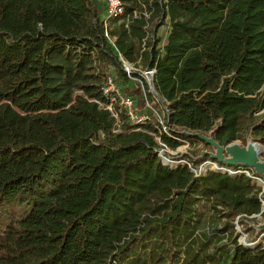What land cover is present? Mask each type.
I'll use <instances>...</instances> for the list:
<instances>
[{
    "label": "trees",
    "instance_id": "1",
    "mask_svg": "<svg viewBox=\"0 0 264 264\" xmlns=\"http://www.w3.org/2000/svg\"><path fill=\"white\" fill-rule=\"evenodd\" d=\"M121 1L109 21L99 0H0V264H264L234 224L264 216L262 188L156 140L264 145V0ZM108 76L145 123L105 109Z\"/></svg>",
    "mask_w": 264,
    "mask_h": 264
},
{
    "label": "built area",
    "instance_id": "2",
    "mask_svg": "<svg viewBox=\"0 0 264 264\" xmlns=\"http://www.w3.org/2000/svg\"><path fill=\"white\" fill-rule=\"evenodd\" d=\"M99 1L106 6V14H107L106 20L111 21L114 19H119L123 15H125L124 14L125 13L124 4L121 0H99ZM106 27H107V25H106ZM106 37L109 39V41L111 43L114 42V40L111 39L107 33H106ZM120 59L123 62L124 69L126 70L128 75H130L131 74L130 70H128L125 67V65L128 62H125L121 56H120ZM154 73H155L154 70H149L148 74L153 76ZM114 80L115 79H113L111 76H108L106 79V88L104 90V94L108 95L109 93H113V96L110 100V103L106 105L105 109L110 111L115 118H118L119 112L125 111V114L127 116H129V118L133 122L145 123L148 120V118L145 116H138L137 114L134 113V101H133V99L131 97L125 96L124 94L122 95L120 90L117 88ZM164 109H165L164 110L165 112H168V110L166 108H164ZM156 114L160 119V123H161L162 129H163V132H165L166 134L169 135L170 129L168 128V126L165 125V123L163 121V117H161L159 115V113H157V112H156ZM156 140L161 145V149L158 152L159 157L161 159L165 160L166 158L164 157V155H166V153L168 151L173 152V150L169 149L167 147V145L163 144L159 137H156ZM166 161H168V160L166 159ZM206 163H210V162L208 161ZM206 163H202L201 164L202 167L200 169L198 166H195L191 162H186L185 164L195 174V176L199 177L201 175H204L208 171L207 169H205V170L203 169V167ZM238 166H240V165H238ZM210 169H212V170L214 169L217 171L219 170V171L227 173L231 176L244 174V175L248 176L249 178H251L253 181L257 180V181H260L262 184H264V180L262 178L258 177L259 175H257L253 169L245 168L242 166H240V167H237V166L236 167H222L221 170L215 166V168H210ZM259 200H260V202L263 206V209H264V189H262V192L259 194ZM262 237H264V233L262 234Z\"/></svg>",
    "mask_w": 264,
    "mask_h": 264
},
{
    "label": "rangeland",
    "instance_id": "3",
    "mask_svg": "<svg viewBox=\"0 0 264 264\" xmlns=\"http://www.w3.org/2000/svg\"><path fill=\"white\" fill-rule=\"evenodd\" d=\"M166 26L161 27L160 30L158 31V37L162 38V41H165V38L167 36V32H166ZM130 72L131 73H137L139 74L144 82L147 85L151 84V75L147 74V68L143 66V64L141 62H139V64H130ZM132 84L133 83H140L141 85H143L142 81L139 80L138 78H133L132 79ZM165 109L163 107H161L158 110L159 115L162 117V113ZM121 126L122 124L119 123V128L118 131H121ZM251 139H248L246 143H243L241 141H239V144L241 146H246L248 144V142ZM264 148V145H262ZM208 152V153H213L214 149L210 146L206 147L203 144L200 143H194V142H186V143H182V145L179 147V149H177V151H168L166 153V155H164V157L168 160L166 161L162 159V161H164V163L166 164H170L171 162L169 161H174L176 162L175 166L177 165H181V164H185L186 162H189V158L193 159L195 162H198V167L199 169L202 167L201 164L202 163H206L209 160L207 159V157L202 158V160L200 159L202 152ZM189 157V158H186ZM262 160L264 161V149L262 152ZM211 163H206L203 167V169H207L209 170L210 168H215V165L212 164V160L209 161ZM209 168V169H208ZM214 170V169H213ZM264 180V178H263ZM254 182L260 186L262 189H264V184H262L260 181L254 180ZM264 211V210H263ZM235 224V228H236V232L239 234L238 240L240 243H243V241H245L247 244L251 241H258L260 244H263L264 246V237H262V234L264 233V230H261L260 227L264 224V216L263 215H259L257 217H249V218H237L234 221ZM218 226V224L216 225ZM215 226V227H216Z\"/></svg>",
    "mask_w": 264,
    "mask_h": 264
},
{
    "label": "water",
    "instance_id": "4",
    "mask_svg": "<svg viewBox=\"0 0 264 264\" xmlns=\"http://www.w3.org/2000/svg\"><path fill=\"white\" fill-rule=\"evenodd\" d=\"M125 67L130 70V65L127 63ZM149 73V68H147V74ZM149 75V74H148ZM151 84L148 85L150 91L157 95L154 88V76H151ZM183 135L187 137H195L200 141L205 143L207 146H210L214 149L213 153L202 152L200 159L204 157H209L212 160V164H214L218 169L221 170L222 167L218 166V162L224 164L226 167H236L238 165L253 169L255 173L264 178V161L262 160V152L260 149L263 147L262 144L250 140L246 146H241L238 141L233 142L227 146L220 145L214 138L212 134L205 135L202 133H189L186 131L182 132ZM217 161V163H216ZM211 163V162H210ZM259 215H255L253 217H257ZM261 230H264V224L260 227ZM247 247H254L255 241H251L248 244L243 241L241 243Z\"/></svg>",
    "mask_w": 264,
    "mask_h": 264
},
{
    "label": "bare ground",
    "instance_id": "5",
    "mask_svg": "<svg viewBox=\"0 0 264 264\" xmlns=\"http://www.w3.org/2000/svg\"><path fill=\"white\" fill-rule=\"evenodd\" d=\"M263 149H264V148L262 147L260 150L263 151ZM169 162H171L172 167H174V166L176 165V164H175L176 162H174V161H173V162H172V161H169ZM207 164H208V163H207ZM258 241H259V240H258ZM258 241H255V244H258V243H259Z\"/></svg>",
    "mask_w": 264,
    "mask_h": 264
},
{
    "label": "crops",
    "instance_id": "6",
    "mask_svg": "<svg viewBox=\"0 0 264 264\" xmlns=\"http://www.w3.org/2000/svg\"><path fill=\"white\" fill-rule=\"evenodd\" d=\"M165 28L167 29V27H165ZM167 30H168V29H167ZM167 30H166V32H167ZM167 33H168V32H167ZM167 33H166V34H167Z\"/></svg>",
    "mask_w": 264,
    "mask_h": 264
}]
</instances>
